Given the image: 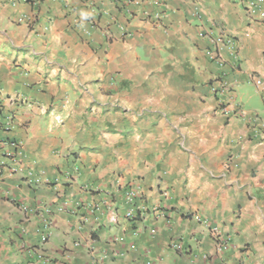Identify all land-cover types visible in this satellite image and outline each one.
<instances>
[{"label":"crops","instance_id":"crops-1","mask_svg":"<svg viewBox=\"0 0 264 264\" xmlns=\"http://www.w3.org/2000/svg\"><path fill=\"white\" fill-rule=\"evenodd\" d=\"M0 165V264H264V9L0 0Z\"/></svg>","mask_w":264,"mask_h":264},{"label":"built area","instance_id":"built-area-1","mask_svg":"<svg viewBox=\"0 0 264 264\" xmlns=\"http://www.w3.org/2000/svg\"><path fill=\"white\" fill-rule=\"evenodd\" d=\"M255 4L261 6L264 9V0H252ZM201 37L206 38L209 43H210V48L207 52L209 58L211 59L212 62H214L219 68H222L224 66V61L220 57V53L222 50H226L228 52V55L230 56L233 65L235 64L236 61V43L234 39L224 33H215L213 31H208L205 33H200ZM256 85L260 84V81L255 82ZM210 90L213 95H218L220 99L219 101V110L222 113L228 112V103L232 101V92L230 91L229 85L225 79V75L221 73V75L210 85ZM5 128H9V124H5ZM17 144L14 142H10L7 144V149L4 152V156L6 158L13 160L14 159V153L9 151V148H11L13 151L16 150ZM9 173L12 174L16 172V167L12 166L9 169ZM3 170L0 165V175H2ZM126 197L127 201L129 202L130 205H134V193L132 191H127L126 192ZM135 209L134 207L130 209L129 211L126 212L125 218L126 219H133L134 218V213ZM44 228L48 226V221L45 222L44 220ZM212 239H214L217 243L216 247L217 249L221 251H225L226 248L229 245V240L227 238H221L217 235L215 231L212 232ZM47 235L44 234L42 236V240L46 239Z\"/></svg>","mask_w":264,"mask_h":264}]
</instances>
